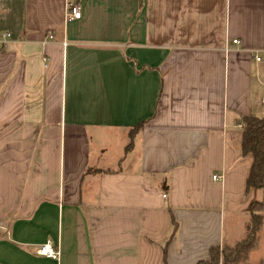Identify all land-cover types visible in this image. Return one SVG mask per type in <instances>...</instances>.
I'll return each instance as SVG.
<instances>
[{
  "label": "crops",
  "instance_id": "crops-1",
  "mask_svg": "<svg viewBox=\"0 0 264 264\" xmlns=\"http://www.w3.org/2000/svg\"><path fill=\"white\" fill-rule=\"evenodd\" d=\"M5 33L0 264H198L245 240L264 0H0ZM263 241L264 221L250 264Z\"/></svg>",
  "mask_w": 264,
  "mask_h": 264
},
{
  "label": "trees",
  "instance_id": "trees-1",
  "mask_svg": "<svg viewBox=\"0 0 264 264\" xmlns=\"http://www.w3.org/2000/svg\"><path fill=\"white\" fill-rule=\"evenodd\" d=\"M243 123V155H251L253 163L247 179V193L251 189H260L264 193V117L255 115L245 117ZM144 123L133 133L139 132ZM133 143L127 147L131 150ZM88 172H94L88 170ZM251 220L248 227V234L245 240L235 247L226 246L222 250L219 247L211 249L210 259L199 261L198 264H247L250 252L253 251L259 241L261 227L264 221V198L261 202L251 205Z\"/></svg>",
  "mask_w": 264,
  "mask_h": 264
},
{
  "label": "built area",
  "instance_id": "built-area-1",
  "mask_svg": "<svg viewBox=\"0 0 264 264\" xmlns=\"http://www.w3.org/2000/svg\"><path fill=\"white\" fill-rule=\"evenodd\" d=\"M82 19V10L79 3H72L69 5L67 9V20L68 21H80ZM11 38L10 33H5L0 37V51L3 50V48L7 45L8 40ZM52 39V37H50ZM233 44L237 45L239 44L238 40H234ZM228 50V49H227ZM261 59L258 57L257 61H260ZM244 125H241L240 127L243 128ZM215 180H220L221 177L218 175L214 176ZM166 198V195L163 196ZM37 254L41 257H45L52 260H58L60 258V252L54 247V244L51 241L46 242L45 244H42L38 246L37 248Z\"/></svg>",
  "mask_w": 264,
  "mask_h": 264
},
{
  "label": "rangeland",
  "instance_id": "rangeland-1",
  "mask_svg": "<svg viewBox=\"0 0 264 264\" xmlns=\"http://www.w3.org/2000/svg\"><path fill=\"white\" fill-rule=\"evenodd\" d=\"M96 142V141H95ZM112 142H114V137H110V136H108V135H106L105 134V136H104V138L100 141V142H98V143H94L93 144V150L94 151H96L98 148H99V146L101 145V143H102V145L104 146V149H106L107 150V156L106 157H104L105 158V160L103 161V163H102V165L101 166H106V165H108V162H110L111 161V159H112V154H113V152L115 151L116 153H117V150H119L116 146H118V144H116V143H113L112 144ZM114 159V158H113ZM101 164V163H100ZM96 165V164H95ZM114 166V165H113ZM263 245H264V241H263ZM253 251H251L250 252V254L252 253ZM250 257V256H249ZM256 257L257 256H255V258L253 259L254 261H255V259H256ZM257 260V259H256ZM247 264H250L249 263V260L247 261Z\"/></svg>",
  "mask_w": 264,
  "mask_h": 264
}]
</instances>
